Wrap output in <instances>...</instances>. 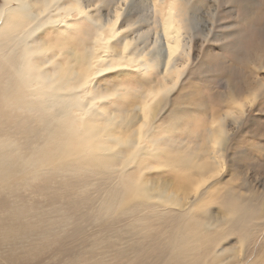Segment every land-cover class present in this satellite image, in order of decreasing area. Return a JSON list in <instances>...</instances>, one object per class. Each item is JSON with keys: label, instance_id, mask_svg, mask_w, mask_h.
Returning <instances> with one entry per match:
<instances>
[{"label": "bare ground", "instance_id": "6f19581e", "mask_svg": "<svg viewBox=\"0 0 264 264\" xmlns=\"http://www.w3.org/2000/svg\"><path fill=\"white\" fill-rule=\"evenodd\" d=\"M2 1L0 264H264V191L223 176L226 118L263 93L257 77L233 85V112L211 121L206 147L173 135L176 124L165 138L162 129L135 128L133 101L119 122L110 114L107 104L129 89L101 88V77L134 56L130 41L112 47L106 19L91 30L95 54L80 47L70 60L64 49L74 24L65 16L80 0ZM154 2L159 40L137 69L155 70L172 89L190 57L189 0ZM47 31L58 39H46ZM157 97L150 92L137 105L144 125Z\"/></svg>", "mask_w": 264, "mask_h": 264}, {"label": "rangeland", "instance_id": "374dc122", "mask_svg": "<svg viewBox=\"0 0 264 264\" xmlns=\"http://www.w3.org/2000/svg\"><path fill=\"white\" fill-rule=\"evenodd\" d=\"M80 1L81 4H76L77 9L74 13L65 16L66 22L74 24L69 34L75 33V37H68L64 49L65 57L72 60V53L79 55L80 47L88 49L90 55L95 54V51L88 46L90 36L94 34L91 31L94 28L93 24L98 23L100 19L107 20L105 34L110 41H114L112 47L115 46L116 40L120 41V46L127 41L132 42L130 51L134 58L124 63L121 67L124 69L116 67L101 77V88L106 89L109 86L110 89L115 90L120 85H124L129 89V94L124 100L120 99L115 105L107 104L110 109L114 108L110 114L112 116V113H115L116 123L122 119V116L130 114L124 107L133 101L134 117L137 121H134L135 128L143 127L144 131H149L148 129L152 127L151 129L157 134H160L162 129L166 138L171 135L170 125L172 127L176 124L177 134L173 135L187 137V142L190 140L192 145L204 143L206 147L207 142L203 140L207 127L212 126L211 121L222 117L224 112H233L231 108L235 103L229 96L231 89L234 86L238 88L246 78L256 79V77L258 86L263 88L264 0H189L185 15L188 24L187 36L191 45L190 57L184 66L185 70L183 69L172 89H170L172 82L161 79L155 70L148 75L146 73L141 75L137 69L140 59L146 60L150 54L155 53L159 40L156 31L159 18L156 10L160 7L154 0ZM2 5L3 1L0 0V8ZM87 15L93 16L95 20L92 21ZM113 31H116L115 35L112 34ZM44 37L54 42L59 36L55 32L47 31ZM103 45V43L99 45V53L103 51ZM139 89L144 90V96L150 92L158 94L154 103V106L157 105V110L148 126L136 117L137 105L144 97L135 100ZM247 90V86L240 90V93L245 95L243 99L248 96ZM114 97V99L118 98V96ZM255 99L254 102L246 104L244 113L239 110L234 112L233 115L237 114L232 118H226L225 122L231 125L229 128L232 134L229 136V143L227 142L228 150L224 157L226 171L223 176L224 180H228L231 179L229 176L235 174L233 176L238 180H234L233 184H240L243 179L242 182L245 181L247 185L262 192L264 191V91ZM244 100L250 101V99ZM169 123L171 124L168 125ZM187 126H190V129ZM185 127L186 135L182 131ZM199 139L203 143L198 142ZM165 176L169 178L170 173ZM154 179L159 180L160 176L156 175Z\"/></svg>", "mask_w": 264, "mask_h": 264}, {"label": "snow or ice", "instance_id": "6c2138e0", "mask_svg": "<svg viewBox=\"0 0 264 264\" xmlns=\"http://www.w3.org/2000/svg\"><path fill=\"white\" fill-rule=\"evenodd\" d=\"M117 15H119V13H117ZM106 71H107V69H106Z\"/></svg>", "mask_w": 264, "mask_h": 264}]
</instances>
